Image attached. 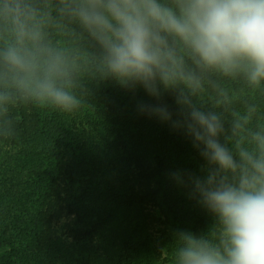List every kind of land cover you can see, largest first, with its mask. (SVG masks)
<instances>
[{
    "label": "clouds",
    "instance_id": "obj_1",
    "mask_svg": "<svg viewBox=\"0 0 264 264\" xmlns=\"http://www.w3.org/2000/svg\"><path fill=\"white\" fill-rule=\"evenodd\" d=\"M221 77L264 92V0H0V141L17 136L19 104L72 115L113 81L143 89L155 102L139 100L138 114L182 132L205 161L170 179L214 223L176 231L157 264H264V117L255 103L232 108L238 92Z\"/></svg>",
    "mask_w": 264,
    "mask_h": 264
},
{
    "label": "trees",
    "instance_id": "obj_2",
    "mask_svg": "<svg viewBox=\"0 0 264 264\" xmlns=\"http://www.w3.org/2000/svg\"><path fill=\"white\" fill-rule=\"evenodd\" d=\"M218 79L238 92L232 108L255 103L264 117V92ZM214 97L208 88L203 103ZM139 100L155 102L107 81L92 86L91 107L72 115L13 109L18 134L0 141V264H157L176 231L213 225L170 179L178 169L200 175L205 161L182 132L138 114ZM215 110L230 137V112ZM67 219L69 234L60 225Z\"/></svg>",
    "mask_w": 264,
    "mask_h": 264
},
{
    "label": "rangeland",
    "instance_id": "obj_3",
    "mask_svg": "<svg viewBox=\"0 0 264 264\" xmlns=\"http://www.w3.org/2000/svg\"><path fill=\"white\" fill-rule=\"evenodd\" d=\"M74 224L73 221L67 219L66 221L63 220V222H61V226H62V230L65 234H69V229L72 227V225Z\"/></svg>",
    "mask_w": 264,
    "mask_h": 264
}]
</instances>
